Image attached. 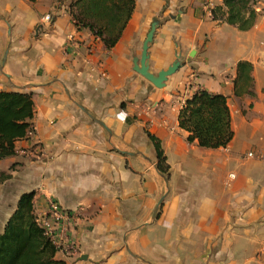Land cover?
Listing matches in <instances>:
<instances>
[{"label": "crops", "instance_id": "1", "mask_svg": "<svg viewBox=\"0 0 264 264\" xmlns=\"http://www.w3.org/2000/svg\"><path fill=\"white\" fill-rule=\"evenodd\" d=\"M222 0H134L113 49L76 30L66 3L0 0V91L30 94L32 137L0 160V233L19 198L70 217L64 264H264V0L240 32L213 21ZM51 18L50 22L44 20ZM148 45L152 73L176 60L157 89L133 68ZM251 65L253 96H235L236 67ZM222 95L232 140L203 149L178 126L186 100ZM157 138L169 166L156 169ZM250 155V156H249Z\"/></svg>", "mask_w": 264, "mask_h": 264}, {"label": "trees", "instance_id": "2", "mask_svg": "<svg viewBox=\"0 0 264 264\" xmlns=\"http://www.w3.org/2000/svg\"><path fill=\"white\" fill-rule=\"evenodd\" d=\"M66 10L76 30H88L107 50L119 41L133 12L134 0H54ZM257 0H222L211 10L213 21L225 23L240 32L250 30L257 18ZM252 67L239 62L234 81L235 96H253ZM34 104L30 94L0 91V160L15 155L14 144L32 129ZM178 126L188 134V142L203 149L226 147L232 140L226 98L199 90L185 101L178 114ZM154 148L157 171L168 178L169 166L157 138L146 133ZM9 176L0 172V186ZM34 193L23 194L0 233V264H64L56 259L58 249L43 234L33 211Z\"/></svg>", "mask_w": 264, "mask_h": 264}, {"label": "built area", "instance_id": "3", "mask_svg": "<svg viewBox=\"0 0 264 264\" xmlns=\"http://www.w3.org/2000/svg\"><path fill=\"white\" fill-rule=\"evenodd\" d=\"M45 21L50 22L51 18L45 16ZM33 130H29L26 138L32 137ZM25 138V139H26ZM250 156V155H249ZM36 223L43 231V234L50 239L58 250L69 251L70 248H61L63 241V234L66 229V224L69 220V213L62 209L56 202H49L46 211L40 215L35 216Z\"/></svg>", "mask_w": 264, "mask_h": 264}, {"label": "water", "instance_id": "4", "mask_svg": "<svg viewBox=\"0 0 264 264\" xmlns=\"http://www.w3.org/2000/svg\"><path fill=\"white\" fill-rule=\"evenodd\" d=\"M156 27H157V22H153L146 36L145 41L142 44L140 58L133 59L132 70L136 74L141 76L144 80L149 82L155 88L162 89L164 88L167 79L173 74H175L179 70L182 64L179 60H176L166 70L160 71L157 74H154L150 71L147 50H148V45L152 42V38L156 30Z\"/></svg>", "mask_w": 264, "mask_h": 264}]
</instances>
